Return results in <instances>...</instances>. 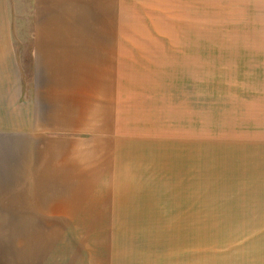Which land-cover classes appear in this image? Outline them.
I'll list each match as a JSON object with an SVG mask.
<instances>
[{
	"label": "rangeland",
	"instance_id": "374dc122",
	"mask_svg": "<svg viewBox=\"0 0 264 264\" xmlns=\"http://www.w3.org/2000/svg\"><path fill=\"white\" fill-rule=\"evenodd\" d=\"M33 3L0 0V60H18L26 78ZM122 8L129 121L115 139L123 152L111 171L125 167L104 215L118 223H28L41 219L0 208V264H264V0ZM133 143L156 156L142 162ZM80 249L99 251L97 262Z\"/></svg>",
	"mask_w": 264,
	"mask_h": 264
},
{
	"label": "crops",
	"instance_id": "0c3cea01",
	"mask_svg": "<svg viewBox=\"0 0 264 264\" xmlns=\"http://www.w3.org/2000/svg\"><path fill=\"white\" fill-rule=\"evenodd\" d=\"M33 2V74L26 78L10 56L0 60V208L41 219L28 223H118L104 215L125 167L111 171L123 152L115 139L125 138L129 121L118 87L123 0ZM141 145L133 143L134 157L154 159ZM164 164L170 171L169 152ZM77 252L99 258L96 249Z\"/></svg>",
	"mask_w": 264,
	"mask_h": 264
}]
</instances>
